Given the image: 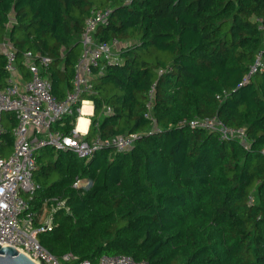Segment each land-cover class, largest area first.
Here are the masks:
<instances>
[{"label": "trees", "instance_id": "trees-1", "mask_svg": "<svg viewBox=\"0 0 264 264\" xmlns=\"http://www.w3.org/2000/svg\"><path fill=\"white\" fill-rule=\"evenodd\" d=\"M106 7L111 14L95 37L125 45L119 62L94 70L84 96L94 102L85 139L142 136L126 152L109 147L90 160L41 148L32 209L41 213L51 198L68 207L38 235L41 244L91 264L104 255L147 264H264V71L237 88L264 47V0H0V45L11 42L23 70L26 51L50 56L45 75L64 98L73 90L86 19ZM5 61L0 50V82ZM195 116L243 127L249 147L179 124ZM78 117L52 129L70 135ZM153 122L160 132L150 133ZM15 124L5 113L8 150ZM77 177L90 185L75 188Z\"/></svg>", "mask_w": 264, "mask_h": 264}, {"label": "built area", "instance_id": "built-area-1", "mask_svg": "<svg viewBox=\"0 0 264 264\" xmlns=\"http://www.w3.org/2000/svg\"><path fill=\"white\" fill-rule=\"evenodd\" d=\"M110 14L109 7L93 9L86 19L81 36L82 52L75 64L72 79L73 90L64 98H58L53 93V83L45 75L52 63L50 56L41 52L26 51L22 57L25 68L23 70L17 50L11 42L6 40L0 45V50L5 54L4 67L8 73L4 82H0V244L13 246L37 264H91L87 259L78 260L73 253L58 257L40 242L38 235L55 227V213L60 208L68 210L65 200L58 198L45 200L41 213L32 209L30 201L39 187L34 175L37 170L36 157L41 148L52 146L57 150H70L79 158L90 160L96 152L109 147L126 152L142 136L140 132H129L108 139L96 137L88 141L85 139L87 133L76 130L79 117L70 135L59 129H52L53 125L65 117L76 112L79 115L85 102L94 106L92 99L84 97L93 89L94 70L101 68L100 72H103L105 64L120 61L119 54L125 44L117 40L102 42L95 37L96 29L100 24L107 22ZM254 60L237 88L244 86L256 74L264 71V47L257 51ZM26 73L28 77L24 75ZM154 89L155 85L149 91L150 97ZM222 95L227 96V92ZM7 112L13 113L16 118V124L12 129L14 140L9 150L4 144ZM146 115L150 116L149 113ZM179 124L214 131L220 142L235 139L245 148L249 147L246 129L227 126L218 116H195L190 121L181 120ZM160 129L153 122L150 133L160 132ZM6 148L5 154L3 150ZM73 185L75 188L88 187L90 182L88 179L77 177ZM252 201L253 198L250 199V202ZM99 264H147V262L138 261L131 255H104L100 258Z\"/></svg>", "mask_w": 264, "mask_h": 264}, {"label": "water", "instance_id": "water-1", "mask_svg": "<svg viewBox=\"0 0 264 264\" xmlns=\"http://www.w3.org/2000/svg\"><path fill=\"white\" fill-rule=\"evenodd\" d=\"M0 264H37L28 255L16 250L13 246L0 244Z\"/></svg>", "mask_w": 264, "mask_h": 264}, {"label": "bare ground", "instance_id": "bare-ground-1", "mask_svg": "<svg viewBox=\"0 0 264 264\" xmlns=\"http://www.w3.org/2000/svg\"><path fill=\"white\" fill-rule=\"evenodd\" d=\"M91 103L85 102L83 107L80 110L79 118H78V123L76 125V130L80 131L82 133H86L88 129V124H89V115L91 114Z\"/></svg>", "mask_w": 264, "mask_h": 264}, {"label": "crops", "instance_id": "crops-1", "mask_svg": "<svg viewBox=\"0 0 264 264\" xmlns=\"http://www.w3.org/2000/svg\"><path fill=\"white\" fill-rule=\"evenodd\" d=\"M24 73V72H23ZM26 77H28V74L26 73V74H24ZM93 108H94V106H92V108H91V114L88 116L89 118V124H88V128H89V126H90V123H91V115L93 114ZM87 131H88V129H87ZM86 131V132H87Z\"/></svg>", "mask_w": 264, "mask_h": 264}]
</instances>
